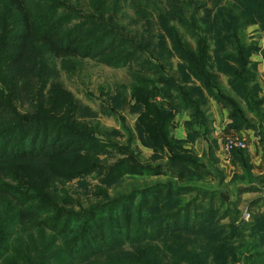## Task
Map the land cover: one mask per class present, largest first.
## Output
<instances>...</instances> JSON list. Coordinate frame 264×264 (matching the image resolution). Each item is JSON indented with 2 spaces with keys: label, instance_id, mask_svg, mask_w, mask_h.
Instances as JSON below:
<instances>
[{
  "label": "trees",
  "instance_id": "obj_1",
  "mask_svg": "<svg viewBox=\"0 0 264 264\" xmlns=\"http://www.w3.org/2000/svg\"><path fill=\"white\" fill-rule=\"evenodd\" d=\"M41 1L45 3L33 6L26 0H0V6L7 2L17 16L15 26H19L3 37L4 45L7 43L6 68L18 66L29 46L37 43L44 44L59 58H90L94 48L110 40L103 48L119 51L118 56L110 61L113 66L120 68L138 61L140 70L145 66L149 75L156 72V66L148 63L138 44L126 38L119 39L103 25V22L113 25L128 0H83L87 10L84 23L88 29L80 30L76 35H72L71 30L65 32L62 29L65 22L78 18L75 13L53 19L55 10L68 7L63 1ZM223 1L216 0L215 14L208 8V3L197 4L200 0H185L178 11L180 25L195 38L197 47L194 49L182 35L175 34V50L185 62L184 72L191 73L203 89L196 86L185 93L171 83V79H150L142 74H138L136 80L139 86L134 99L138 108L143 106L146 109L141 121L147 134L143 137L144 142L158 154H163L164 146L171 147V167L166 170L124 158L111 166L104 177V182L109 185L125 177H165V180L159 179L126 196L104 200L93 209L78 213L62 207L47 194V188L54 179H74L98 170L100 165L95 156L114 145L92 138L88 128L77 129L44 114L39 117L11 115L10 103L14 95H6L8 99H5L3 83H0V202L5 206L0 209V264H99L95 259L100 255H106L105 261L114 258L120 261L119 264H201L196 254L184 253L182 248L172 246L171 239L181 240L184 234L200 237L209 243L206 256L214 248L221 251L218 253L222 256L228 239L214 226L216 193L192 184L196 174L204 180L213 174L202 160L185 148L189 142L197 140L196 136L199 139L210 134L211 117L201 106L214 99L229 109V128L238 133L257 131L256 137L260 139L264 152V133L258 131L255 123V118L261 117L264 97L261 96L258 63L251 60L252 55L261 49L245 40V31L251 26L259 25L264 31V0H235L218 10ZM196 4V13L189 23L187 11ZM201 8L205 11L202 17L199 16ZM210 40L216 43V47L209 45ZM90 42H93L92 47L87 48ZM262 54L264 56V51ZM221 75L228 79L233 94L223 88ZM172 92L177 95L172 97ZM193 94H200L204 99L196 101ZM156 96L165 99L171 110L191 113L187 140L173 136L169 139L175 115L151 103L150 99ZM198 124L204 128L205 134L196 132ZM84 152L87 155H82ZM235 152V162L246 171L247 155L242 150ZM210 155H214L213 149H210ZM24 162H44L46 167L41 168V177L18 165ZM7 165H11L10 172L4 168ZM2 175H11L12 182H7ZM258 179L264 182V176ZM187 197L190 200L187 201ZM208 202L209 208L206 207ZM229 212L227 210V215ZM29 226L40 229L41 246L34 242L30 249L24 244L21 233L25 234ZM43 242L48 244L41 251ZM155 243H162L161 248ZM149 244L154 246H145ZM126 245L136 246L139 253L132 256L130 262L122 251ZM22 248L31 252L25 253ZM153 251L159 255L157 261ZM38 256L40 259L35 261ZM249 256L247 264L254 260L255 263L264 262L263 253L256 251ZM32 259L35 262L31 263ZM233 261L237 258L234 257Z\"/></svg>",
  "mask_w": 264,
  "mask_h": 264
},
{
  "label": "rangeland",
  "instance_id": "obj_2",
  "mask_svg": "<svg viewBox=\"0 0 264 264\" xmlns=\"http://www.w3.org/2000/svg\"><path fill=\"white\" fill-rule=\"evenodd\" d=\"M26 1L33 6L45 3L41 0ZM60 1H63L68 7L55 10L53 19L70 17L66 16L68 13H75L78 17L65 22L63 31L71 30L74 32L71 33L72 35H76L80 30L86 31L88 27L84 21H86L87 10L84 1ZM184 1L128 0L123 5L121 15L113 25L103 22L109 33L116 34L119 39L125 40L126 38L138 44V48L141 49L148 63L156 66V72L151 75L146 71L148 69L145 66L140 70L141 66L138 61H132L127 66L120 68L113 66L110 61L118 56L119 51L103 48L110 43V40L102 46L94 48L93 56L90 58H59L50 53L44 44L37 43L29 46L25 58L18 66L6 68L4 56L7 53V43L4 45L3 37L19 26H15L17 16L12 12L7 2L0 6V83H3L0 85L5 90V99H8L6 95H14V98H11L10 114L30 117H39L44 114L77 129L88 128L92 132L90 134L92 138L101 143L114 145L113 148H107L105 152L95 156L98 165H100L98 170L74 179H54L51 182L49 189L47 188V194L62 207L80 213L95 208L104 200L126 196L127 193L142 190L159 179L165 180V177H125L122 181L109 185L104 182V177L111 166L124 158H131L144 165L161 166L166 170L171 167L169 162L172 155L171 147L170 149L168 146H164L163 154H158L144 142L143 137H146L147 134L144 132L141 121L146 109L143 106L138 108L134 96L137 92L136 88L139 86L136 85V80L141 76L140 74L150 79H171V83H174L185 93L192 91L196 86L203 89V85L197 82L191 73L187 71L188 75L184 72L185 62L180 59V54L175 50L177 35H182L194 49L197 47L195 38L179 23L181 17L178 11L184 6ZM231 2L236 1L224 0L223 3L219 4L218 10L223 7L222 5ZM48 3L51 4L52 1H48ZM199 3H208V8L212 10V13L217 12L216 0H200L197 4ZM197 4L191 6V10L187 11L189 23L194 18ZM69 10L71 12H67ZM203 15L205 16V11L202 9L199 16L202 17ZM248 29L245 31L247 44H256L258 35H253ZM92 44L93 42H90V46L87 48L92 47ZM209 45L212 48L216 47L213 40L209 41ZM260 70L259 82L261 81ZM222 81L223 88L233 94L225 84L226 79L223 78ZM261 82L259 84L263 93L264 83ZM175 95L177 94L172 92V97ZM205 95L207 96L206 92ZM193 99L201 101L204 98L200 94H193ZM150 102L175 115L174 128L171 129L169 135L170 140L172 136L178 139L176 130L183 126L189 135L188 122H184L182 116L190 115L192 119L190 112L171 110L172 108L161 96L151 98ZM209 103L208 100L205 105L201 106L205 114L206 111L210 110ZM244 109L247 111L246 106ZM262 110L261 117L255 118V123L258 131L264 133V105ZM249 115L248 117L253 119V116ZM195 130L198 134H205L204 128H200L199 124L195 126ZM254 132L256 135L257 131ZM239 137L246 140V148L233 149L230 152L222 150V156H224L222 160V157L216 156L215 153L212 157L210 152L206 153L204 151L205 145L199 140L201 138L198 139V136H196L195 142H189L185 146L190 151L189 153L202 160L213 174L208 180H204L196 174L192 184L216 193V198L213 201V207H215L214 226L220 234L228 239L222 256H219V250L215 248L206 256L205 250L209 243L200 237L196 238L184 234L181 236L183 237L181 240L175 241V237L171 239L172 246L178 249L182 248L184 253L196 254L201 264H247L249 255L253 252L255 254L256 251L263 253L261 258H264V223H262L264 217V182L258 179L259 176H264V152L258 137L252 139L241 134ZM187 138L178 140H187ZM226 139L227 136L223 138L222 149H224ZM198 140L200 142L196 143ZM257 143L260 149H248L249 146L251 148L257 146ZM235 150H242V153L247 155L246 171L238 162H232L235 158ZM82 155L87 154L84 152ZM11 165L4 168H8L10 172ZM18 165H23L24 168L28 169V172L35 173L39 177L42 175L40 170L43 169L41 168L46 167L44 162L41 164L24 162ZM10 176L2 175L7 182L11 183ZM103 196L104 198H102ZM186 200L188 201L190 198L187 197ZM2 205L4 203L0 202V209H4L5 206ZM209 206L210 202L207 203L206 207L209 208ZM227 210L230 211L228 215ZM239 229H241L240 233L238 232ZM39 230L38 227H30L26 229L25 234L21 233L24 244L29 245L30 249L34 242L37 246H41L42 234ZM31 236L34 239H29ZM46 244L48 243L43 242L41 251L43 247H46ZM155 244L159 245V248L162 246V243ZM145 246L153 247L154 245ZM22 249L25 253L31 252V250ZM122 251H124L123 255L129 262L132 256L139 254L136 246L133 245H126ZM32 255L34 256L35 253L32 252ZM153 255L157 261L159 259L158 253L153 251ZM105 256L100 255L95 260L99 264L120 263L114 258L105 261ZM234 257L237 258L235 262L233 261ZM39 259L40 256L35 261ZM35 261L32 259L31 263ZM157 264L159 263L157 262ZM248 264H264V262L255 263L254 260Z\"/></svg>",
  "mask_w": 264,
  "mask_h": 264
},
{
  "label": "crops",
  "instance_id": "obj_3",
  "mask_svg": "<svg viewBox=\"0 0 264 264\" xmlns=\"http://www.w3.org/2000/svg\"><path fill=\"white\" fill-rule=\"evenodd\" d=\"M248 31L252 32L253 35L254 34L258 35V38L255 42L261 50L258 53H254L251 57V60L254 63H258V70H260L261 68L260 64L264 63V56L262 54L264 51V31L259 25L249 27ZM260 77L262 81V76L260 75ZM223 78L226 79L225 84L228 86V79L225 76H221V81L223 80ZM261 96L264 97V91L263 93L261 92ZM209 109L210 110H208V114L211 117L210 118V134L209 135L205 134L203 135L201 139H199L200 141H202V144L205 145L204 151L206 153H209L210 149H213L215 155L218 157L221 156L222 157L221 160H222L224 158V156H222L223 154L222 144H223V138L225 136L232 135V134H238V135L241 134L243 136H249L252 139L253 137L256 138L255 132L252 130H244L240 133L231 130L229 128V125L231 124V119L229 118L230 110L223 107L221 104L217 103L214 99H211L209 103ZM249 116H252V115H249ZM190 119H191L190 115L182 116V120L184 122L186 121L189 122ZM185 129H186L185 126H183V127H180L178 130H176V137L178 139H186L188 137V133L185 131ZM199 140L196 143H199L200 142ZM252 141H255V140H252ZM258 145L259 144L257 143V146H253L252 148L249 146L248 149H260ZM223 162L225 161L223 160ZM232 162H235V161L233 160Z\"/></svg>",
  "mask_w": 264,
  "mask_h": 264
},
{
  "label": "built area",
  "instance_id": "obj_4",
  "mask_svg": "<svg viewBox=\"0 0 264 264\" xmlns=\"http://www.w3.org/2000/svg\"><path fill=\"white\" fill-rule=\"evenodd\" d=\"M262 70L261 76H262V81L264 83V63L261 65ZM247 146V142L244 138L239 137V135H228L227 139L224 144V149L226 152H230L233 149H245Z\"/></svg>",
  "mask_w": 264,
  "mask_h": 264
}]
</instances>
